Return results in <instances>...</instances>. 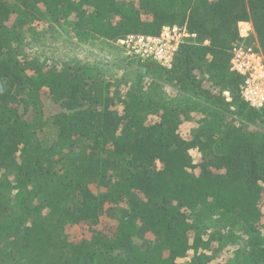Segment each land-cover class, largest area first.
Listing matches in <instances>:
<instances>
[{"label":"trees","instance_id":"trees-1","mask_svg":"<svg viewBox=\"0 0 264 264\" xmlns=\"http://www.w3.org/2000/svg\"><path fill=\"white\" fill-rule=\"evenodd\" d=\"M41 20L86 43L196 37L113 87L28 56ZM250 47L264 56V0H0V264H264V105L232 70ZM45 94L66 110L47 116ZM144 230L157 243L134 241Z\"/></svg>","mask_w":264,"mask_h":264},{"label":"rangeland","instance_id":"rangeland-1","mask_svg":"<svg viewBox=\"0 0 264 264\" xmlns=\"http://www.w3.org/2000/svg\"><path fill=\"white\" fill-rule=\"evenodd\" d=\"M249 27H251L248 34L249 36L254 33L252 23H242L240 25V30L242 29L244 33H247ZM37 30L39 33L25 43V50L28 53V56L38 54L47 60L48 63H51L58 68H61L63 64L75 62L81 63V66L83 67H91V65H94L95 72L101 71L102 77L105 81L110 79L113 80V87L120 82L125 86L133 84L137 75L143 71V66H141L140 62H145V60L127 55L124 49L121 48L115 40L102 39L86 43L79 40L76 36V32L71 30L68 33H65L61 30L58 24L47 20H41L38 22ZM250 49L253 50L252 47H250ZM89 78L91 79V77ZM168 88L171 90V86H168ZM43 101L44 110L47 116H51L65 109L60 103L54 102L51 96L47 94L44 95ZM28 118H31V113L28 114ZM180 129L183 135L191 136L197 130V124L194 120H191L184 123ZM105 216H102V221L110 222V219H108L109 217L107 218V216ZM75 232L76 234H80L81 230L75 229ZM134 241L146 248L157 243V239L153 237L152 233L145 230L135 237ZM16 247L15 243L1 244V249L4 254L12 253V251L9 250L15 249ZM15 258L17 260L19 256H16ZM185 260L186 259L182 260V262ZM10 263L11 262L8 261L5 264ZM14 263L17 262L12 261V264Z\"/></svg>","mask_w":264,"mask_h":264},{"label":"built area","instance_id":"built-area-1","mask_svg":"<svg viewBox=\"0 0 264 264\" xmlns=\"http://www.w3.org/2000/svg\"><path fill=\"white\" fill-rule=\"evenodd\" d=\"M250 23V22H242ZM241 23V24H242ZM240 24V25H241ZM240 30L241 36H248ZM196 37L186 25H166L159 34L134 33L118 39L117 44L129 56L152 60L161 66L171 68L180 46ZM232 70L245 77L241 86L244 99L256 108L264 105V56L252 49H236L232 58Z\"/></svg>","mask_w":264,"mask_h":264}]
</instances>
